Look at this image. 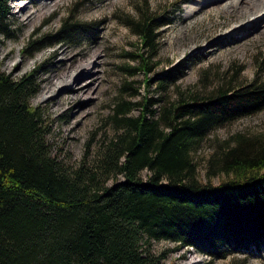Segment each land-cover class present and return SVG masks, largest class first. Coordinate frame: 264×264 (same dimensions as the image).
<instances>
[{"label":"trees","instance_id":"obj_1","mask_svg":"<svg viewBox=\"0 0 264 264\" xmlns=\"http://www.w3.org/2000/svg\"><path fill=\"white\" fill-rule=\"evenodd\" d=\"M11 1L0 0V51L17 37ZM77 9L72 5L55 28L31 34L23 57L96 40L99 21L78 19ZM119 17L139 40L140 53L128 55L138 67L124 70L149 71L170 17L165 10L153 14L146 2L136 18ZM46 65L16 78L0 60V264H166L170 248L152 249L162 241L213 260L264 251V133L225 142L215 163L228 179L218 185L199 182L191 152L210 131L262 111L264 79L233 87L236 70L210 91L204 86L163 104L184 76L182 65L156 77L155 96L122 87L110 116L115 134L100 141L91 160L71 168L51 155L50 121L32 103ZM127 89L130 100L123 97ZM248 140L259 145L241 150Z\"/></svg>","mask_w":264,"mask_h":264},{"label":"rangeland","instance_id":"obj_2","mask_svg":"<svg viewBox=\"0 0 264 264\" xmlns=\"http://www.w3.org/2000/svg\"><path fill=\"white\" fill-rule=\"evenodd\" d=\"M206 1L208 0L11 1V17L18 32L16 38L6 40L1 48L2 70L17 78L34 65L46 61L47 73L40 77L39 94L43 90L55 91L44 100L38 94L32 99V103L42 106L50 121L48 142L51 145V155L71 168L85 158L91 160L100 141L115 134L110 116L118 102L121 88L129 86L138 91L141 98L144 95L155 96L156 77L170 68L182 65L184 76L168 88L161 104L172 101L181 94L202 90L204 86L206 91H210L216 87L219 78L223 76L228 80L236 70L238 74L233 87L249 83L254 78L264 79V19L259 20V17L264 16V11H261L264 5L258 8L260 13L256 21L248 25V14L241 13L243 8H230L229 3L202 5L200 10L187 15L192 4ZM261 1L264 2H257ZM143 2L147 3L150 12L155 15L165 10L172 23L159 30L158 54L156 58L150 59L149 71L136 70L133 75H129L124 69H135L138 64L136 58L128 55L140 53L137 50L139 40L119 16L124 13L136 18L137 6ZM243 2L246 1L237 0L238 4L243 5ZM74 4L78 7V19L99 21L98 38L89 43L84 42L79 47L44 48L32 58H24L21 49L29 36L38 29L43 31L55 28L60 17L65 16ZM49 19H53L49 26L42 27ZM242 22L244 27L240 26ZM94 52H99V55L93 75L83 76L78 83L80 85L87 81L85 88L81 89L77 85L73 89H55L62 78L66 79L80 62L87 61ZM148 79L151 84L146 89L143 84ZM130 94L132 90L127 89L124 99L130 100ZM138 99L140 98L136 97L132 101ZM261 133H264V109L210 131L191 151L199 182L209 179L212 185H218L221 181H226L228 178L222 174L221 165L215 163L221 157V148L225 142L232 144L231 137L236 134L254 136ZM258 145L248 140L240 149L250 152ZM212 159L214 163L210 164ZM174 247V243L168 241L152 244L155 253L170 248L166 264H264V251L259 253L253 250L244 256L213 260L191 246L180 247L176 251L173 250Z\"/></svg>","mask_w":264,"mask_h":264},{"label":"bare ground","instance_id":"obj_3","mask_svg":"<svg viewBox=\"0 0 264 264\" xmlns=\"http://www.w3.org/2000/svg\"><path fill=\"white\" fill-rule=\"evenodd\" d=\"M245 1L246 2H243V5H241V4L237 3V0H229V1L228 0H208V1H206V3H202V4L200 3L197 5L192 4V6L189 8V10H187V15L192 14V13L196 12L197 10H200L203 7L202 5H208V4H210V5H212V4L222 5L224 3L225 4L229 3L230 8H234L235 6L236 7L238 6V7L243 8V9H250V10H243L242 9V11H241L242 14H248V18H249L247 20V25H248L249 23L251 24L252 22L256 21V19L259 16L258 14L260 13V11H258V8L261 7L262 5H264V2L261 1L258 3L257 2L258 0H245ZM261 11H264V9ZM259 18H260L259 20H261V18L264 19V16H261ZM243 25H244V22L240 23V26H243ZM98 55H99V52H94L90 55V57L87 59V61L80 62L77 65V67L75 68L74 72H72L66 79L62 78V81L59 84H56L55 89L56 90H60V89L63 90V88L69 89L70 87L73 89V87H75V86L77 87L80 79L83 78V76L89 77V76L93 75L94 67L98 63ZM86 82L87 81H84L82 84L78 85V87H81V89H83V87L85 88ZM54 91L43 90L39 94V98L41 100H44L47 97L52 96ZM88 97H89V95H87L86 98H88ZM235 256H237V255H235Z\"/></svg>","mask_w":264,"mask_h":264}]
</instances>
